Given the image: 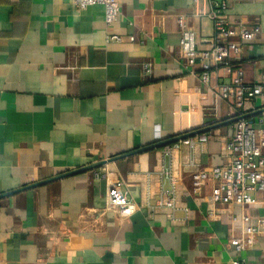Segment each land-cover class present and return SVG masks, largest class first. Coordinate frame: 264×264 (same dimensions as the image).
Wrapping results in <instances>:
<instances>
[{"label":"crops","instance_id":"obj_1","mask_svg":"<svg viewBox=\"0 0 264 264\" xmlns=\"http://www.w3.org/2000/svg\"><path fill=\"white\" fill-rule=\"evenodd\" d=\"M116 1L119 14L107 27L99 4L77 10L73 0H0V195L14 191L0 198V264H230L235 257L264 264V234L240 254L228 242L241 227L231 226L233 213L264 226V194L253 206L215 210L210 182L193 191L191 155L197 168L225 163L234 123L205 132L193 150L172 151L176 191L163 207H154L169 188L159 175L163 149L132 153L237 116L201 82L198 66L185 68L179 47L180 16L198 50L212 45V22L195 15L209 1ZM226 1L229 22L260 28L230 60L246 85L262 82L264 0ZM230 78L219 68L209 85ZM243 115L262 126L264 98ZM116 180L138 205L129 216L106 207Z\"/></svg>","mask_w":264,"mask_h":264},{"label":"built area","instance_id":"obj_2","mask_svg":"<svg viewBox=\"0 0 264 264\" xmlns=\"http://www.w3.org/2000/svg\"><path fill=\"white\" fill-rule=\"evenodd\" d=\"M210 7L206 11L196 13V16H204L212 22V45L209 48L197 49L195 32L187 27L184 19H177L180 28L179 47L184 60L185 68L192 72L198 66L199 77L203 84L215 91L216 97L232 102L237 116H242L246 104L255 97L264 98V81L252 85H246L243 79L242 69L230 59L238 58L242 45L253 41L259 34V26L245 27L240 22L231 23L227 20L224 11L228 8L226 0H208ZM77 10H82L91 5H102L104 8V22L110 27L119 14L120 8L116 0H73ZM133 40V37L129 38ZM109 41L119 42L117 35L108 37ZM223 68L231 76L230 81L222 84L209 85L210 73ZM143 69L150 73L151 64L144 63ZM262 126H255L250 118H242L234 123L233 132L228 136L222 157L226 162L208 169L197 168L193 154L188 165L196 170L192 173L193 191L198 192L206 181L211 183V204L213 209L233 207L245 208L257 204V195L264 194V119L260 120ZM205 134L172 143L162 147L164 157L160 165V178L168 183V190H161L156 207H163L166 201L173 202L176 182L173 176L172 151L181 144H187L193 150L195 142L206 141ZM193 152V151H192ZM124 183L116 180L107 188L106 207L118 212L122 216H129L138 205L128 196L124 189ZM173 207V205H172ZM187 209L184 208L183 219L188 218ZM175 220V218L172 216ZM241 225L238 234H232L229 238L237 254L255 247L256 238L264 234V226L259 221L251 220L246 214H232L231 226L236 223ZM230 264H246L244 258L235 257Z\"/></svg>","mask_w":264,"mask_h":264},{"label":"water","instance_id":"obj_3","mask_svg":"<svg viewBox=\"0 0 264 264\" xmlns=\"http://www.w3.org/2000/svg\"><path fill=\"white\" fill-rule=\"evenodd\" d=\"M247 116L248 115L235 116L233 118H229V119H226V120H222V121L216 122V123H214L212 125H209V126H206V127H203V128L195 129V130H192L190 132H186V133H183V134L176 135L173 138H170V139H167V140H163V141L157 142L155 144H152V145L144 148L143 150H137V151H134L132 153H136V152H139V151H146V150H150V149H153V148H160V147L162 148V147H164L166 145H170L172 143H176L178 141H182L184 139L191 138V137H194L196 135L205 134V132H207L209 130H212V129H215V128H218V127H222V126H226V125L233 124L236 121H238L239 119L247 118ZM120 157H122V156H120ZM120 157L110 158L108 160H103V161L95 162L93 164L87 165V166L82 167V168H79L77 170H74V171H71V172H67L64 175H70V174H73V173L83 172V171H87V170H90V169H93V168H97V167H99L101 165H104L107 162L115 161V160H117ZM59 177H61V175L60 176H56L55 178H52V179H56V178H59ZM45 182L46 181H43V182H40V183H35V184L30 185V186L23 187V188H21L19 190H24V189H27L28 187H32V186H36V185H39V184H43ZM19 190H17V191H19ZM12 193H14V191L13 192H8V193L1 194L0 195V198L1 197L9 196Z\"/></svg>","mask_w":264,"mask_h":264}]
</instances>
